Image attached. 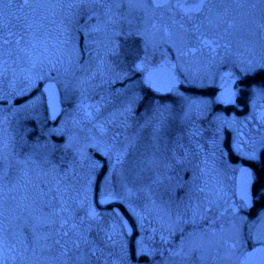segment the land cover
<instances>
[{
  "label": "rangeland",
  "instance_id": "1",
  "mask_svg": "<svg viewBox=\"0 0 264 264\" xmlns=\"http://www.w3.org/2000/svg\"><path fill=\"white\" fill-rule=\"evenodd\" d=\"M21 2L22 0H11L13 5ZM5 3L8 0H0V15L7 13L12 22L16 23V8H4ZM118 11L123 12L125 9ZM23 12L28 13V9ZM133 15L142 13L133 12ZM29 17L31 18L30 13ZM49 19L51 22L45 21L44 28L27 35L19 27L13 29L21 35V45L30 49L31 55L14 51L6 70L0 68V141L3 140L5 132L13 138L17 147L21 137L29 142L38 138L41 142L48 141L50 145L57 146L63 145L72 137L73 148H76L86 145L91 136L111 143L113 133L119 131L121 135L117 137V147L123 148L128 140L135 138L145 114H151V110L157 105L167 106L173 127L166 134V138L160 140L159 150L152 147L150 129H145L136 138V147L130 148L123 162L115 167L111 166L108 157L90 147H86L85 151L88 157L98 162L95 168L90 166L89 159L81 160L75 155L73 148L57 147L51 153L50 159L59 164L60 175L49 172L46 176L36 177L32 174L33 185L27 193L19 189L9 193L15 199L8 201L11 211L6 214L9 247L6 264H33L39 259L40 247L34 245L28 227L36 217L42 215L37 207L40 195L36 185L47 192L48 188H54L57 180L60 181L61 189L69 186V190L63 193L64 198L75 209L76 222L79 223L83 218L84 226L91 225L89 237L103 248L107 264H180V257L170 256L169 250L180 245L181 230L185 234L196 230V243L204 254V264H232L244 247L264 241V226L258 219L264 205L250 214L245 202L236 195V174L240 166L258 158L264 147V83H253L249 86L241 84L240 80L245 74L233 65L235 56L224 57L223 49L217 50L215 55L203 49L178 58L175 49L160 39L164 36L161 30L156 36V46L149 44L146 51L141 52L146 58L144 70L157 57L163 55L175 61L180 84L174 86L170 92L147 95L145 89L149 84L143 82L144 70L131 71L130 76L122 80L118 78L120 72L131 70V64L126 67L119 56L108 54L112 45L104 32L90 31L86 42L81 26L90 28L97 22L95 17L86 22L79 12L76 16H71L68 10H55ZM154 19L159 24H167L172 30L173 39H177L181 50H185L184 45L179 43L178 36L181 22L186 27L189 26L187 18L178 9L173 12L157 9ZM173 19L176 21L175 25L172 23ZM118 39L123 44V39ZM135 43L140 46L142 41L137 40ZM192 46L194 44L189 42L188 47ZM232 51L242 53L243 58L254 62L264 58V52L259 48L249 54L234 45ZM258 72L264 76V70ZM40 75L44 79L36 81L35 87L29 89L30 77ZM233 75L238 78L235 88L244 101H237L226 107L221 98L217 97H221L220 89L227 77ZM186 77L196 79L197 84L185 83ZM48 79L57 83L62 102L61 112L54 121L48 118L45 95L41 90V84ZM205 87L210 89L208 93L197 90ZM186 97L198 99L201 103L198 109L193 105L190 116L184 119L189 104ZM34 100V103H29ZM130 100L131 112L120 115V109ZM97 104L100 106L99 112L96 111ZM80 105H89L95 119H88L84 109L78 107ZM109 113L115 114L116 124L126 119L127 128L106 123L108 131L101 133L94 127L98 121L105 122L110 118ZM54 128L62 131L59 134L51 132ZM173 150L178 156H183L187 150L190 163L176 164L173 160L172 169L165 170L162 165L171 160ZM247 153H255L254 158L246 155ZM153 155L161 162L159 171L173 177L171 182L165 181L160 188H154L156 194L152 197L158 205L163 204L164 207H168V201L173 202L170 216L154 208L144 192L138 191L144 181L135 178L133 162L137 158ZM61 156L63 163H60ZM12 163L14 168L17 167L14 161ZM69 166L68 174L62 175ZM44 167L47 171L48 166ZM186 167L191 170L184 171ZM154 170L146 171L142 175L150 176ZM193 172V185L175 187L177 183L189 181ZM252 174L254 178V170ZM16 175L14 172L8 179L15 183ZM127 188L132 189L131 194ZM189 189L191 199L187 195ZM106 194L114 195L128 216L133 228L130 234L126 233L120 216L112 206L97 203V197ZM56 196L57 193L53 190L47 193L44 200ZM180 197H184V200L179 210L188 223L182 220L173 229L171 225L177 212L176 202ZM89 203L97 213L96 218L87 217ZM52 205L58 207V200L53 199ZM193 206L198 213L194 223L191 219ZM130 209L143 213L142 220ZM49 211V207L43 208V213ZM238 216L245 218L239 238L234 235L233 229V224L238 223ZM109 234L111 240L106 238ZM253 237L260 239L254 240ZM138 242L147 251L137 254ZM46 243L40 242L41 245ZM233 243L237 247H231ZM33 247L36 249L35 253ZM103 260L104 257H101L94 264H103ZM183 264H191V258H185Z\"/></svg>",
  "mask_w": 264,
  "mask_h": 264
},
{
  "label": "snow or ice",
  "instance_id": "2",
  "mask_svg": "<svg viewBox=\"0 0 264 264\" xmlns=\"http://www.w3.org/2000/svg\"><path fill=\"white\" fill-rule=\"evenodd\" d=\"M4 8L15 7L17 15L14 17L16 23L8 17L7 13L0 15V68L6 70L9 59L12 57L13 52H25L31 55V50L21 45L22 37L13 29L19 27L20 31L24 34H30L34 30H39L45 27V21L51 22L49 17L55 10H68L69 15L76 16L77 12L85 17L86 22L93 17L96 18V24L91 27L81 26L84 30L85 39L87 42L88 33L91 32H104L109 38L112 45L108 49V54H114L120 57L121 63L126 67L130 63L131 70H125L119 73L118 78L124 79L130 76L131 71L144 70L146 66V58L141 54L146 51L149 44L153 47L156 46V36L162 30L164 36L160 39L165 44H170L175 49L177 57L186 56L189 53H196L198 50L207 49L216 54L217 50L223 49L224 57L230 55L235 56L233 65L238 67L243 74H248L259 70H264V58L260 61L254 62L251 59L243 58L242 53H233V46L244 49L245 52L252 54L259 48L264 52V0H22L21 3L13 5L11 0L3 4ZM28 9V13L23 10ZM119 9H125L120 12ZM157 9H166L169 12L180 10L184 17L187 18L189 26H185L183 22L179 24V43L184 45L185 50L177 43V39H173L172 30L167 24H159L154 19ZM76 10V11H73ZM102 10V11H100ZM133 12L142 13V15H133ZM29 13L31 18L29 17ZM163 15V13H161ZM103 17V19H101ZM173 25L176 24L175 19L172 20ZM13 37L15 39L13 40ZM118 38L123 39V44L119 42ZM142 41L140 46L136 45V41ZM189 42L194 44L188 47ZM96 43V41H92ZM103 63V61H102ZM54 67V65H52ZM231 75V73H229ZM44 79L43 75L30 77L29 89L35 87V82ZM152 79L151 71L143 77L144 83H149ZM180 83L179 79L172 77V84ZM185 83L196 85L197 81L194 78H185ZM51 85H45V91ZM159 90V89H157ZM255 90V89H254ZM235 93L232 91L227 92L224 103H229ZM221 97H217L220 99ZM132 99H135L133 94ZM189 101L188 108L184 113V119L188 118L191 114L193 105L198 109L201 101L191 97H186ZM31 101L29 103H34ZM23 107V106H22ZM84 109V114L88 119H95L90 110L89 105H80ZM96 111L99 112V104L96 106ZM132 109V101L130 100L127 105L120 109V115L130 113ZM15 111V110H14ZM108 119L105 122L98 121L94 127L98 128L101 133L108 131L105 124H113L115 127L127 128V120L120 124H116V116L114 113H109ZM172 117L167 111V106H155L151 110V114H145L143 123L139 124L136 136L132 140H128L123 148L117 147V137L121 135L119 131L113 133L111 143H107L102 139L91 136L86 145L73 148L72 137H69L63 145H50L48 141L41 142L38 138L34 142H29L24 137H21L19 146L17 147L13 142V138L5 132L3 140L0 141V264H6L8 259L7 252L9 251L7 242V219L6 214L11 211L8 204L10 199H15L9 193L19 189L27 193L28 189L32 187L33 180L32 174L36 177L47 175L49 172L60 175L58 169L59 164L54 163L51 159V153L57 147L62 149L73 148L74 154L81 160L89 159L90 166L95 168L97 161L92 160L87 156L85 151L86 147H90L102 156L108 157L111 166L115 167L116 164L123 162L127 156L130 148L136 147V138L145 130L150 129L149 139L152 142V147L159 150V142L161 139L166 138V134L172 131ZM27 131V130H26ZM59 134L62 129L54 128L50 130ZM89 133L91 130H88ZM179 138V137H177ZM199 147V146H198ZM50 149L49 151H43ZM249 157L255 156V153H247ZM190 163L188 160V152L185 150L183 156H178L173 150L171 160L163 163L165 170H171L173 164ZM12 161L15 162L17 167H13ZM60 163H63V157H60ZM206 163V161H201ZM45 165L48 166L47 171ZM66 168L62 175L66 176L70 170ZM161 162L153 156L146 158H137L133 162V168L136 170L135 178L144 181L138 191L144 192L154 208L159 209L162 213L171 215V200L167 202L168 207L163 204H157L153 196H155L154 188H160L164 185L165 181L171 182L173 177L165 175L159 171ZM150 176L142 175L146 171L153 170ZM191 169L185 168L184 171ZM203 171V169H201ZM16 173V181L12 183L8 179L13 173ZM241 172L244 173L246 179L250 176L249 170L242 168ZM107 179V178H106ZM195 181V172L189 181L175 184L176 188L184 187L185 184L193 185ZM46 183V181H44ZM40 195V203L37 207L40 209L42 215L35 218L34 222L29 224L28 227L31 232L32 241L34 245L40 247V257L35 260L33 264H94V261L99 262L101 257H104L103 264H107V258L101 248L94 240L89 237L91 225L84 226L83 218L80 222H76L75 209H73L68 200L64 198L63 193L69 190V186H64L61 189L60 181L57 180L54 188H48L47 192L44 188L36 185ZM167 189V186H165ZM55 190L56 197H49L47 201L44 197L48 192ZM129 194L132 189H126ZM202 191V189H200ZM87 192V189H85ZM163 195V192L161 193ZM191 199V189L187 193ZM26 198V197H25ZM58 200V207L52 205V200ZM86 199V197H85ZM243 199L248 203L249 196L247 192V183L243 192ZM184 197H180L176 202V216L172 222L171 227L175 229L177 225L184 219L180 212V205L183 203ZM105 201L101 199V203ZM36 204V201L32 202ZM82 204L83 201H78ZM20 207V205H17ZM49 207L50 211L43 213V208ZM23 210V209H21ZM133 214L142 220L143 213L137 212L135 209H130ZM115 211V210H114ZM235 212V209H233ZM197 210L192 208V222L194 223L197 217ZM87 217L93 219L97 217V213L91 207L87 211ZM258 219L262 221L264 226V209L258 214ZM238 223L233 224L234 235L239 238L241 234V226L245 218L242 216L237 217ZM143 227V225H140ZM47 229V231H44ZM196 230L185 234L181 230V242L175 249H170L169 253L172 257H180V264H183L185 258H191V264H204V254L201 251L200 245L196 243ZM107 239L111 240V235H107ZM163 239V237H162ZM254 240H259L260 237H253ZM41 241H46L45 245H41ZM137 254L147 251V249L138 242ZM187 247V251H185ZM231 247H237L233 243ZM36 249L33 247V252ZM123 251V250H122ZM264 251V247L253 248V252ZM47 252V255L43 253ZM99 253L100 255H97ZM252 253H245L251 255ZM108 255H111L110 253ZM126 256L127 254L124 253ZM115 264V262H114Z\"/></svg>",
  "mask_w": 264,
  "mask_h": 264
},
{
  "label": "water",
  "instance_id": "3",
  "mask_svg": "<svg viewBox=\"0 0 264 264\" xmlns=\"http://www.w3.org/2000/svg\"><path fill=\"white\" fill-rule=\"evenodd\" d=\"M175 66H176L175 61L167 63L165 57H162L159 61H157V64L155 66L149 67L144 72V76H145L148 71H151L152 79L149 82V86L158 93L170 92L174 86H178L180 83L174 84V85L172 84V77L178 78L177 73L174 71ZM233 82H234V79L231 78L229 82L226 83L221 88V91H220L221 101L225 105H232L236 102V94L232 96L231 102L229 103L223 102V100L226 98L227 92L232 91L233 93H235ZM45 85H51V87H49L45 91ZM41 90L45 95V103H46V108H47L46 110H47L48 118L51 121H54L62 109V102L60 99V92H59L58 85L54 80L48 79V80H45L41 84ZM242 168L249 170L250 176L247 179L244 173L241 172ZM253 180L254 178H253L252 169L250 165L248 164L241 165L236 174V192L240 194L241 197L243 198L245 184L247 183V192L249 196L247 205H251L252 203ZM115 198L116 197L114 195L106 194V195L98 196L96 201L97 203L101 205L114 203L113 210H115V212L120 216L121 222L124 226L126 233L130 234L133 230L132 225L128 217L126 216L125 212L122 210V208L117 203H115L116 202ZM101 199H103L105 202L101 203ZM260 247H264V244L258 243L254 245L252 248H250L249 250H247L246 253H252V254L245 255L244 258L241 260V264H264V251L253 252V248H260Z\"/></svg>",
  "mask_w": 264,
  "mask_h": 264
},
{
  "label": "trees",
  "instance_id": "4",
  "mask_svg": "<svg viewBox=\"0 0 264 264\" xmlns=\"http://www.w3.org/2000/svg\"><path fill=\"white\" fill-rule=\"evenodd\" d=\"M264 83V76L260 72H255L251 75H245L242 79V83L245 86L252 85L253 83ZM193 88V87H191ZM195 90V88H193ZM146 93H158L154 91L149 85L146 86ZM191 90V89H189ZM198 91H203L204 93L209 92V88H197ZM196 91V90H195ZM160 94V93H159ZM254 170V180H253V195H254V206L257 208L264 205V147L260 150L258 158L250 161Z\"/></svg>",
  "mask_w": 264,
  "mask_h": 264
},
{
  "label": "flooded vegetation",
  "instance_id": "5",
  "mask_svg": "<svg viewBox=\"0 0 264 264\" xmlns=\"http://www.w3.org/2000/svg\"><path fill=\"white\" fill-rule=\"evenodd\" d=\"M189 2H194V0H189ZM180 13H181V11L180 10H178ZM182 14V13H181ZM162 57H165V56H159V57H157L156 59H155V61L153 62V64H150V65H148L147 66V68H146V70L149 68V67H153V66H155L156 64H157V61H159ZM165 59H166V61H167V63H170V62H173L174 60H170V59H168L167 57H165ZM176 67V66H175ZM145 71V70H144ZM174 71L176 72V70H175V68H174ZM259 70H256V71H254V73L256 72H258ZM253 73V74H254ZM248 75V74H247ZM179 78V77H178ZM231 78H233L234 79V82H233V87H234V90H235V94H236V102L237 101H244V99H243V96H241L239 93H238V90H236V88H235V84H236V82L238 81V78L236 77V76H228L227 77V79H226V81L222 84V86H224L226 83H228L229 82V80L231 79ZM244 78V76L242 77V79ZM180 79V78H179ZM242 79L240 80V82H241V84H243L242 83ZM149 84V83H148ZM222 86H221V88H222ZM245 86V85H244ZM220 91H221V89H220ZM226 107L227 106H231V105H225ZM249 165H250V167L252 168V165H251V163L249 162L248 163ZM252 172H253V168H252ZM236 195L239 197V198H241L242 200H243V198L241 197V195L240 194H238V193H236ZM254 195L252 196V203H251V205H247L246 203V206H247V212H249L250 214L251 213H254V212H256V207L254 206ZM244 201V200H243ZM115 203H117L119 206H120V204L118 203V201H117V199H116V202ZM109 206H112L113 207V205H114V203H110V204H108ZM121 207V206H120ZM126 214V213H125ZM119 216V215H118ZM128 217V216H127ZM120 218V217H119ZM129 219V218H128ZM121 220V219H120ZM130 221V220H129ZM131 223V222H130ZM132 225V224H131ZM133 231V230H132ZM258 243H263L264 244V241H260V242H255V243H253V244H251V245H248V246H246V247H244L242 250H240L239 251V254H238V256H236L235 257V260L232 262V264H241V260L244 258V256H245V253H246V251L247 250H249L250 248H252L254 245H256V244H258Z\"/></svg>",
  "mask_w": 264,
  "mask_h": 264
}]
</instances>
